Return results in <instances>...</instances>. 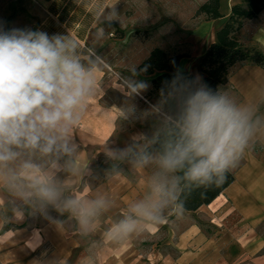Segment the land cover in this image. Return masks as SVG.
<instances>
[{"label": "clouds", "instance_id": "9594fccd", "mask_svg": "<svg viewBox=\"0 0 264 264\" xmlns=\"http://www.w3.org/2000/svg\"><path fill=\"white\" fill-rule=\"evenodd\" d=\"M94 17L99 41L105 25L118 21V9L97 3ZM101 70L102 58L93 49L82 50L69 33L6 29L0 22V215L21 218L29 210L59 230L74 221L76 233L89 238L116 207L111 195L89 186L86 177L96 156L85 158L77 139L101 90ZM145 70L132 67L131 76L121 78L126 97L147 90L146 82L135 79ZM262 109L264 86L252 100H238L180 69L164 82L150 112L138 117L134 104L121 106L120 121L151 115L157 124L151 134L131 135L123 147L111 138L100 146L108 176H121L125 166L145 173L142 193L104 230L103 241L126 243L169 216H182L192 190L224 184L245 151L264 139ZM81 264H93V258Z\"/></svg>", "mask_w": 264, "mask_h": 264}, {"label": "crops", "instance_id": "0c3cea01", "mask_svg": "<svg viewBox=\"0 0 264 264\" xmlns=\"http://www.w3.org/2000/svg\"><path fill=\"white\" fill-rule=\"evenodd\" d=\"M241 1L220 0L223 17L201 20L191 31L189 41L195 45L178 65L185 76L192 74L202 78L199 71L201 56L215 39V32L229 15L231 6ZM143 2L0 0V22L6 29L26 28L50 36L69 33L77 39L82 50L93 49L102 58L100 53L104 50L99 48L104 43L117 45V42L128 40L126 27L133 25L135 9H145ZM97 3L115 4L119 17L118 21L105 25V37L99 41L95 39L98 25L94 9ZM117 27L124 34L113 32ZM239 37L243 46L256 47L264 53V9L244 23ZM97 79L101 90L90 102L91 109L82 121L77 137L82 141V155L85 158L96 156L91 161L92 171L98 168L100 157L106 162L100 146L109 138L116 146L123 147L131 135L137 132L151 134L157 124L151 115L136 124L120 121V107L127 102L135 101L142 113L150 112L155 102L141 94L126 97L105 62L103 70L97 72ZM260 86H264V67L238 62L231 68L228 82L220 89L238 100H252ZM150 89L149 82L148 92ZM111 92L120 93L126 102L120 105L112 101ZM150 94L159 100L160 94ZM255 144L260 149L255 151L251 146L245 151L237 167L231 170L234 180L210 203L196 210H185L179 217L169 216L166 223L149 226L118 246L104 242L103 232L127 203L142 193L144 186L145 173L128 166L119 177L106 174L92 185L88 182L93 190L105 192L116 201V207L100 219L96 232L89 238L76 233L74 221L67 222L64 229L59 230L49 219L29 210L21 218L0 215V264H81L88 256L93 258V264H264V139ZM50 215L66 220L51 210ZM93 241L99 244L94 245Z\"/></svg>", "mask_w": 264, "mask_h": 264}, {"label": "trees", "instance_id": "16d2710c", "mask_svg": "<svg viewBox=\"0 0 264 264\" xmlns=\"http://www.w3.org/2000/svg\"><path fill=\"white\" fill-rule=\"evenodd\" d=\"M264 9V0H242L233 4L224 23L216 30L215 39L210 42L199 61L202 80L214 91L228 82L231 68L238 62H248L264 67V53L256 47H245L240 42V30L244 23L255 18ZM195 17L203 16V20L223 17L220 12V0H204L194 13ZM139 31L133 32L137 35ZM118 35L124 34L117 30ZM189 53L169 54L159 46L153 47L137 65V71L146 69L141 75L148 78L151 89L149 93L160 94L165 81H170L178 69L182 58ZM187 78H194L188 74ZM234 174L228 173L226 182L220 186L197 188L186 194L185 210H196L201 205L210 203L232 181Z\"/></svg>", "mask_w": 264, "mask_h": 264}, {"label": "rangeland", "instance_id": "374dc122", "mask_svg": "<svg viewBox=\"0 0 264 264\" xmlns=\"http://www.w3.org/2000/svg\"><path fill=\"white\" fill-rule=\"evenodd\" d=\"M136 1L138 0H135V3ZM200 3L201 0H144L143 5L146 10L135 9L133 25L126 27L128 40L117 42V45L110 42L104 43L102 48H99L104 50V53H100L103 55L102 61L109 66V71L121 83V78L130 77L129 70L132 67L137 68L138 63L154 46L164 48L169 54L189 52L195 45V42L189 41L190 33L203 20V16H194ZM111 28L113 29V27ZM117 30L120 28L117 27ZM117 30H113V32ZM137 31H139L137 35L132 34ZM135 79L149 85L148 78L141 74ZM141 95L149 98L155 104L158 101L157 96H152L148 92V88ZM111 100L120 105L126 102L120 93L115 92H111ZM127 104L136 106L138 117L142 114L139 104L135 101H129ZM132 122L136 124L141 122V119H134ZM252 146L255 151L260 149L258 144ZM98 163V168L92 171L93 174L88 179L86 177L87 182L91 185L101 180L109 167L104 158L100 157Z\"/></svg>", "mask_w": 264, "mask_h": 264}]
</instances>
